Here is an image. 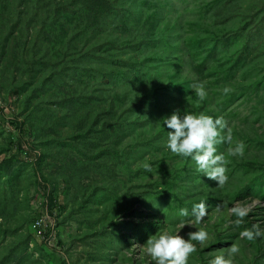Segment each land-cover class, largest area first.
I'll return each instance as SVG.
<instances>
[{
  "label": "rangeland",
  "instance_id": "obj_1",
  "mask_svg": "<svg viewBox=\"0 0 264 264\" xmlns=\"http://www.w3.org/2000/svg\"><path fill=\"white\" fill-rule=\"evenodd\" d=\"M214 1L219 2L218 5L210 7ZM156 2L163 4V25L178 14H184L186 20L206 16L210 24V27H204L207 41L218 34H225V45L221 48L227 46L229 54L223 55L218 49L215 54L219 55L213 61L223 57L216 65L220 71H230L237 65L238 69L232 80L227 81L224 74H218L225 85L213 86L216 96L210 99L207 107L203 106V113L206 108L211 112L217 103L227 102L232 93L259 85L258 92L255 89L248 92L246 98L235 99L238 103L231 104V116L225 119L231 130L236 129L242 136L232 140L223 151L228 160V180L223 186H216L223 193L220 200L224 204L212 205L201 224L186 226L180 232L185 238L200 227L209 233L203 245L193 241L197 251L190 256L189 264H208L216 255L226 253L232 244L239 247L234 264H254L259 258L264 262V255L258 253L257 243L240 237L242 229L232 226L230 221L221 224L219 229L213 226L222 219L220 215L230 216L231 207L241 205L232 202L239 188L254 184L251 189L256 192L259 188L257 183L264 185V143L261 144L262 141L255 136V130L264 127V0ZM47 6L35 8V15L34 9H25L31 18L29 32L26 34L25 30L19 29L5 53L0 54V97L9 107L7 116L18 117L28 123L27 129L35 131V139L27 133L26 140L34 141L32 145L36 149L28 159L7 157L4 150L9 137L18 135V132L0 118V264H154L136 245L143 246L160 229H176L179 217L171 221L164 218L163 224L150 231L146 219L148 214L163 216L170 213L173 200L171 192H166V182L171 180L167 173L172 174L180 165L179 174L183 173L186 159L166 148L167 129L161 120L182 109L183 104L192 108L189 100L192 97L186 99L184 92L170 83V71L192 72L193 78L198 79V69L191 71L188 58L199 63L202 54L195 55L201 51L174 50L170 55L173 64L161 63L163 68L156 67L154 77L149 81L145 78L143 85L139 84L141 79L135 81L137 87L148 83L157 90L153 98H140L138 88L124 84L123 79L112 82L110 76L103 75L110 67L121 68V61L126 57L115 53L123 57L111 61L108 56L104 58L98 49H91L107 36L106 32L99 31L93 35L91 18L78 15L80 24L76 31L80 37L72 43L64 36L57 38L52 34V27L44 28L43 20L50 11ZM143 24L136 23L132 28L134 34L143 29ZM114 28L117 29L114 37L119 41L129 37L127 30L118 25ZM36 31L43 33L44 37L37 36ZM229 33L233 35L229 36ZM186 34L192 33L188 31ZM90 35L92 37L86 40ZM24 40L27 46L23 48L22 55L18 47H23ZM245 44L250 45L249 51ZM239 50L245 56L236 63L232 59ZM153 51L158 49L150 50L147 46L144 53L148 57ZM167 57L164 59L168 61ZM143 59L139 56V60ZM37 63L42 66L38 68L39 65L35 66ZM54 66L58 70L52 74ZM117 93L122 96H116ZM194 98L200 100L197 96ZM114 103L116 110L112 112ZM93 117L97 118L98 124L103 120L100 124L103 129L97 126V131L91 130L95 126H89ZM238 141L245 144V152L243 156L236 157L237 163L231 161L227 153ZM63 153L64 156L60 155ZM39 156H44L40 175L48 180V191L59 187L60 191L55 195L63 205L55 212L58 230L53 245L43 244L33 229L34 217L46 214L48 200L46 188L40 185L35 171ZM92 159L97 163H92ZM71 166H74V173L69 169ZM189 180L178 179V183L184 186ZM203 189L199 188L194 194L200 195ZM257 201L242 205L252 211ZM217 233L224 236L237 233V236L218 244Z\"/></svg>",
  "mask_w": 264,
  "mask_h": 264
},
{
  "label": "trees",
  "instance_id": "obj_2",
  "mask_svg": "<svg viewBox=\"0 0 264 264\" xmlns=\"http://www.w3.org/2000/svg\"><path fill=\"white\" fill-rule=\"evenodd\" d=\"M218 3L219 2L214 1L210 4V7L217 6ZM45 5H48L47 9H50V11L43 20L44 28L47 29V27L49 26L52 27V34H54L57 38H63L64 36L68 38L69 43H72L80 37L79 31H76V27L80 24L78 20V15H80L81 17H85L86 19L91 18L92 25L90 26V28L92 29L91 32L93 33V35H96L97 33H99V31L106 32L107 36L104 37V39L100 43H96L95 47L91 49H98L102 52L101 55L104 56V58L108 56L111 61L123 57L116 56L115 53H117L118 55H125L126 57L121 61V68L117 66L110 67V69L108 71H105V74L103 75L110 76L112 82H117L118 79H123V81H125L124 84H128L133 88H138L140 98H153L154 93H157V90H155L156 88L150 86L148 83L145 86H142L146 82L144 79L148 78L147 81H149L151 78H153V72L155 71V68H163L161 67V63H164L165 65L173 64L174 62L170 58V55L177 48H179V51H186V49H188L189 53H196L197 51H201L195 56L202 54L199 63H195L193 62V59L188 58L192 66L191 71L194 72L195 69H198V79L197 77L193 78L194 75H192V72L181 74L180 71H176L177 69H172L170 71V83L178 87L179 90H182L186 99H188L190 96L192 97V99H189L192 103V108L188 107L189 104H185V106L183 104L181 105V111L186 109L188 111L194 110L197 112H202L203 106L207 107V104L210 102V99L216 96L217 91L213 92V86L216 85L220 87L222 84L225 85L223 81L219 77H217H222L218 74H224L225 80L228 81L233 79L231 77H233V75L235 74L236 68L238 69L237 65L233 67L230 71H228V69H223L221 71L217 70L216 65L223 60V57L222 59L214 62L213 60L219 55L215 54V52L218 49H221V53L223 55L229 54V52H227L228 49L226 50L227 46H225V49L221 48L225 45L223 39V35L225 34H218L217 37L212 38L210 41H207V38L204 37V27L206 25L210 27V24L206 21V16H202V18L196 17V19H192L190 17V20H186L184 14H178V16L174 15L175 17L172 18V21L163 25L161 23V21L163 22V17H161V8L163 7V4H157L156 0H0V54L5 53L4 51L11 44L12 38L15 36L16 32L19 29L25 30L26 34L27 32H29V24L31 18L29 17V14L25 11V9H34L35 15V8H45ZM147 9L148 11H146ZM116 21H119V24H116ZM137 22L144 23L143 29L137 31L134 34L132 28H135ZM99 24H102L104 27H100ZM115 25H118L122 29L127 30L129 32V37L124 38L121 41L116 39L114 37L115 30H117L114 28ZM188 31H190L192 34L187 35L186 32ZM36 35L40 38L44 37V34L39 31H36ZM232 35V33H229V36ZM90 37H92V35L86 36V40L90 39ZM203 43L207 44L209 50L207 49V46L203 45ZM165 45L166 47H164ZM26 46L27 44L24 40L23 47H18L21 49L20 52H22V55L25 50L23 48ZM147 46L150 50L154 48V50L158 49V51H153L147 57L144 53ZM245 46H248L246 50L249 51L250 45L245 44ZM205 53L207 54L203 56V54ZM167 55L168 61L164 59V56ZM139 56L140 58L143 57L144 59L139 60ZM244 56V52L239 50L238 54L232 60H234V62L236 63H239ZM161 59H163L164 61H159ZM39 61L42 60L40 59ZM22 62H25L24 64L26 66H29L28 62L23 60ZM183 65L184 64L179 65V67ZM35 66L39 68L42 65L41 63H37L35 64ZM52 69V74H54L58 70L55 66ZM51 79L61 81L60 78L51 77ZM136 80H140L141 83L139 84H142L141 87L135 86ZM199 82H204L205 89L207 92V95L203 101L194 98V96L196 95L194 94L193 85ZM25 85L28 86V83L26 82ZM258 86L259 85L256 84L255 87H253L252 89H246V91L244 92H234L232 93V96L230 95L231 97H229V100L227 102L220 104L217 103L213 106L211 112H209V109L206 108L204 110V113L207 115H212L214 117H223L224 119H228L231 116V111H229L232 108L231 104L233 103L234 106L238 103V101H235V99L246 98L248 92H253L255 89L257 91ZM122 94L120 95V93H117L116 96H122ZM30 99L32 98H29V100ZM111 107V111L114 112L116 110L115 103ZM0 118L10 123L12 127L14 126L15 130L18 132V135H10L8 146L4 150L6 156L13 159H16L17 157H22L25 147L31 152V154L35 153L36 149H33L32 145L34 141L30 139L27 141L25 136L27 133H30V135L33 136V140L35 139V135L33 134L35 133V131L32 129H27L28 123H26L23 119H19L18 117H16L15 119H10L5 115H0ZM84 120L86 121V119ZM97 122V118L93 117V121L89 125H95L91 128L93 132L97 131L98 128L103 129V126L100 125L101 122L100 124H98L99 122ZM102 124L105 125L104 122ZM97 126L100 127L97 128ZM255 134V136L262 141L260 143L263 144L264 127L261 130L256 129ZM85 136L86 135H83V137ZM232 136L233 140H236L242 135L241 133L239 134L238 131L235 129L232 131ZM227 144L229 143H221L217 145L218 153H223ZM60 155L64 156V153ZM43 157L44 156L38 158L35 165V171L38 173V181L40 185L45 186L47 191L48 200L46 202L47 206L45 207V211L53 219H56L58 216L55 215V212H57L58 209L63 208L60 199L57 197V195H55L60 191V189L59 187H57L54 191H48V186L46 185V183H48V180L43 176V174L40 175L41 163L44 161ZM228 158H230L231 161L238 163L236 157L229 155ZM91 161L94 164L97 163L95 159H92ZM73 167L74 166H71L69 167V169L72 170V172L74 173L75 170H73ZM181 167V165L177 166L172 174L167 173L171 177V180L166 182V192H171L170 195L172 196L173 200L170 213H168L167 215L163 214L164 217L162 215L151 216L148 214V217L146 219L148 231H150L152 228L157 229V227L163 224V221L165 219L170 221L177 219V214L181 208H186L189 210V212H191L193 205L203 201L206 203L207 211L209 212L211 210L210 208L212 205L214 206L224 204L222 200H220V194L223 193L221 189L216 186L217 182L208 179L206 176L196 171L195 163L191 161L190 158L185 159V170L183 171V173L179 174ZM173 175H176L175 178L173 177ZM193 178L195 179L192 180ZM178 179L190 180L185 183L184 186H180V184L178 183ZM66 181L68 183L67 179ZM257 184L259 186L258 191H252L251 187L255 186L254 184H247L245 185L246 187L239 188L232 198L233 203L238 202L241 203V205L250 204L253 203V201L258 200L256 203L257 205L254 206L253 210L249 212V215L239 226H237L242 230H244L245 228H251L254 224H259L263 228L264 185L259 183ZM201 187H204V189L200 190V195H196L198 189ZM194 191H196L195 194ZM40 216L41 214H38L34 217L33 224L35 220ZM166 216H168L169 218H166ZM220 216L222 219L218 218L219 220L213 224L214 229H219L221 224H224L228 221L232 222L236 219V217L232 215L227 216V214L224 217L222 215ZM252 217L253 219H251ZM232 226L236 225L233 224ZM1 232L6 233L7 231ZM231 236H233L232 239H235L237 233H229L227 236H224L221 233H217L216 241L218 242V244H223L226 240H228L227 238L230 239ZM253 241H255V243H257L258 245V253L264 255V236L257 238ZM254 264H264V262L261 258H259V260H255Z\"/></svg>",
  "mask_w": 264,
  "mask_h": 264
},
{
  "label": "clouds",
  "instance_id": "obj_3",
  "mask_svg": "<svg viewBox=\"0 0 264 264\" xmlns=\"http://www.w3.org/2000/svg\"><path fill=\"white\" fill-rule=\"evenodd\" d=\"M194 94L203 101L207 95L204 82L193 85ZM228 90L225 89V92ZM163 127L167 129L166 148L179 157L190 158L195 163L196 171L208 179L223 186L227 180V164L223 153H218L217 145L231 144L232 130L223 117H214L203 112H188L186 109L175 110L162 120ZM245 152V144L236 142L234 147L228 149V154L241 157ZM250 209L246 205H234L230 214L236 219L232 223L239 226L249 215ZM179 222L175 230L160 229L150 236L143 246L136 245L146 252L154 264H189L190 256L197 251L193 241L203 245L209 238V233L203 228L188 233L187 238L180 235L186 226L199 225L208 215L206 203L201 201L192 206L191 212L181 208L178 212ZM240 237L249 241L264 236V228L259 224L252 225L240 232ZM239 247L232 244L226 253L216 255L208 264H234V257Z\"/></svg>",
  "mask_w": 264,
  "mask_h": 264
},
{
  "label": "built area",
  "instance_id": "obj_4",
  "mask_svg": "<svg viewBox=\"0 0 264 264\" xmlns=\"http://www.w3.org/2000/svg\"><path fill=\"white\" fill-rule=\"evenodd\" d=\"M16 99V97H15ZM9 107L7 106L6 101L0 97V115H5L10 119H15L16 117H9ZM31 152L25 147L23 151V157L28 159L30 158ZM56 220V219H55ZM56 221L49 215L44 214L37 218L34 222V234L35 236L45 243L46 245H53L57 237V225Z\"/></svg>",
  "mask_w": 264,
  "mask_h": 264
}]
</instances>
